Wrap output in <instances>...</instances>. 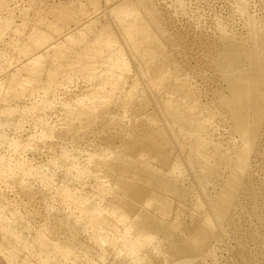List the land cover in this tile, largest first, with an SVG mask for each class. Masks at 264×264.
<instances>
[{
	"label": "rangeland",
	"instance_id": "obj_1",
	"mask_svg": "<svg viewBox=\"0 0 264 264\" xmlns=\"http://www.w3.org/2000/svg\"><path fill=\"white\" fill-rule=\"evenodd\" d=\"M123 1L124 0H0V210H2V212L3 210L4 212L6 211V213L0 212V219L3 222L0 221V264H87L90 258L91 262H95V264H116L119 260H125L126 264H147L146 261L140 259L143 257V253L145 255V252H141V250L119 254L114 246L113 248L108 243H99V237H92L91 235L94 230L102 232V229L99 225L96 228L93 227L88 229L86 221H84L87 220V218L80 212V209L83 208V204H78L76 208H70L75 200L71 199V201H69L70 199L68 200L64 196L65 200L70 202L69 204L68 201L65 202V200H61L62 197L59 196L61 191H63L61 192L62 195L65 194L64 191H73L81 195L79 193L83 190L85 193L82 191V194L89 198L93 196L92 199L95 198L94 201L98 204L95 203L96 207L100 206L99 208L101 209L104 207L102 214L113 220L114 213L108 211L110 204L109 200L112 198V193L116 191L115 188L117 187L113 181H111L114 185L113 186L112 183L109 184L113 186L112 189L111 186L106 188L109 178L105 175V172L102 171V167H98L99 164H96L102 162L105 156L107 159L105 157L104 161L109 158H114L120 151L117 146L121 144V138L118 137L121 135V137L124 136L125 138L127 137V139L129 137L132 138L133 134L127 132L128 130L126 129L128 128L130 131L132 127L140 122H149L151 120L149 117L153 114L152 105L140 111V106L138 104L139 95L143 94L144 84L142 80L146 81L148 76L145 74L146 77L141 76L139 66L140 58L129 52L130 47H127L126 41L123 40L124 36L120 33V22H128L130 19H134L136 14L131 13L132 17L128 14L129 20H127L128 16L126 14H120L122 16L120 21V18L116 17L117 12H115V8ZM151 1L154 2V6H156L157 14L159 13L158 16H161L162 25L165 24V26H163L165 32H168L167 34L164 33L166 35H163V33L160 34L159 32L157 36L159 35V39L164 43L165 40H167L166 48L169 50L171 49L170 52L171 55H173V59L176 61L175 63L178 62L177 68L180 67V70L179 68L177 69L179 72L181 71L179 73L181 75L179 79L181 81L183 79H188L187 81H189L191 85H196L195 89L198 88L197 92L199 91L200 94L199 100L201 101L200 105H202V116L204 114L203 120L205 122H203L206 124L205 126L208 131L207 137L209 138L211 136L209 139H211L210 141L214 142V144H221L223 149L219 157H225L228 155L226 146L235 147L238 145L239 139L241 138L238 134L232 133L228 118L225 119L223 111L218 109H221V107L216 98L214 99L212 95L214 88H224L226 85L222 80L217 78L218 71L209 64L210 58L214 48L216 50L221 46L220 36L226 33L228 29L244 39L256 35L258 41L255 44V49L264 72V0H242L245 8L244 10L241 9L244 12L240 10V6L238 7L239 0H184L182 5H184L185 10L182 5H178L179 2L177 1L178 3H176L175 0ZM174 7L176 8L175 10ZM139 12H141V14L143 13L141 10ZM120 15L117 14L119 17ZM219 18L223 20L221 21ZM108 19L112 20L109 21L114 25H107L108 27H106L104 24H110ZM216 23L219 25H216ZM223 23L225 26L223 25L222 27ZM92 24H94L95 29L92 28ZM102 24L104 27H102ZM226 26H228V28ZM252 26L254 27V31L251 30ZM90 27L92 28L91 30H89ZM110 28H117L116 30L114 29L115 31L112 29L114 34L103 32V29L105 31H111ZM93 29L96 35L92 31ZM150 29L152 30L153 28L150 27ZM115 32L116 34L120 33L119 36H121L123 44L119 42L120 37L118 35V37L115 36ZM250 32L252 33L250 34ZM103 33L106 34L102 35ZM98 34H100L101 37L100 35L98 36ZM108 34H112L116 37V40L114 39L116 43H113L114 47L117 48L116 51H112L115 48L109 44L108 41L110 38L107 37L109 36ZM168 34L169 36H167ZM160 35H162V37H160ZM163 36L165 38H163ZM106 37V44L109 47H105L106 44L105 46L102 45V42L104 43V41H106ZM117 41L119 44L121 43L120 45H122V47ZM168 41L172 42L168 45ZM58 42H61V44ZM213 43L216 45H213ZM89 45L91 46L89 47ZM110 46L113 48L112 50ZM85 47L86 50L88 47L91 48H88V50L84 52L89 56L82 53ZM210 49L212 50L210 51ZM78 51L80 54L84 55L81 56H83L86 62L88 61L87 63H83L84 61L80 60L82 57ZM117 53L120 55L122 54V57L125 56L124 59L127 61L124 63L127 66L126 68L125 65L118 67L117 64H120V62H118V60L116 62L113 60L115 63V66H112L115 69L114 73L116 72L115 74L118 79L123 82V85L117 83L118 87L113 83V76H115V74L111 76L112 78H109L110 80L108 81V77L111 75L109 74L111 72V66H109V64L111 65L110 62L115 54L117 57ZM77 54H79V56ZM90 55L94 56L91 57ZM75 56L77 59L78 57L80 59L77 60ZM85 56L88 60L85 59ZM88 57L93 59L90 60ZM94 57H97V59ZM73 59L76 60L75 63H73ZM90 61H93L95 65H91L92 62L90 63ZM96 61L98 63H96ZM88 63H90V65ZM64 64L67 67H65ZM92 66L94 68H92ZM48 68H50V71ZM66 68L72 70H66ZM54 70L56 71L54 72ZM170 70V72H165L164 76L166 75V77L164 78L171 79L169 81L173 82V78L177 76L178 71H174L172 66ZM48 73L49 75H47ZM103 76L107 78L104 79ZM49 78H51V80ZM137 78H139V81ZM111 79H113V82ZM109 82L111 83L110 86L116 87L113 88L112 91L110 90L111 87L108 84ZM169 85L171 86L172 83L168 84V86ZM132 89L134 90L132 96H130V98L129 96H127V98L124 97V94ZM94 90V94H96L97 98L91 93L94 92ZM99 90L101 91L99 92ZM175 92H177V89ZM100 93L102 97H99V99L97 95H101ZM109 93H113V96L119 95V98H116V100L112 102H108L110 98ZM92 98L94 99L93 101L99 99L100 102L99 100L97 101L99 105L101 102L104 104L101 103L102 106H105L103 107L104 110L113 112L111 114L112 116L116 115V120L111 122L112 128L106 132L101 131L90 135L87 134L79 141L61 138L60 135L68 131V122H70L68 116L71 114L70 112H73V110L74 112L77 111L78 107L81 109L87 106V109H89L90 106H94L95 102L92 101ZM123 99L129 101L127 107L130 108L126 109L125 107L123 108V106L120 108V106L117 105L119 101ZM104 100L107 101V104L104 103ZM80 102L82 103L80 104ZM89 104L91 105L89 106ZM99 105L97 106L100 109ZM97 106L96 109H94L95 111L98 109ZM101 110L102 107L99 111ZM68 111L70 114H68ZM115 126H120L118 129L125 127V132L118 134L120 131H117ZM261 127L263 133L261 132L257 138L256 148L253 150L255 152L252 151L251 153L253 155H251L252 165L250 164L249 172H247L248 174L245 173V175L251 173L249 177L252 176L250 179L251 182L253 181L251 186L253 188L249 186L247 191L244 192V190H242L239 200H236V207L234 206L231 211L230 219L231 217L233 219L228 225L225 224L223 227L224 229H219L218 235L210 243L208 251L213 248L215 252L213 249L209 252H211L210 254H212V252L217 253L214 255H219V258L215 256L218 261L215 260L214 255H211L213 256L211 257L206 254L202 260L200 259L203 263L199 260V262L197 261L199 264H211V261L218 262L219 264H264V224L260 219L261 216L264 217V120ZM109 136L114 137L116 141L112 146H109V144L107 145L106 141H104L105 138ZM212 142L210 143L214 145ZM184 155L186 156V153ZM214 156L215 154L211 153V157ZM186 157H189V155ZM184 167L186 168V166ZM183 168L182 172L177 169L173 171L170 176L173 178H175V176L178 177L181 188L193 186L195 189L196 179H194L195 177L193 176L194 172H190L187 168V171H185V168ZM218 171L219 174H214L213 177L207 181L208 183H204L205 185L203 184V189H200L205 193V196L207 195L206 197L198 194L199 190L198 192L196 190L191 197L185 198V203L183 201L184 199L179 198L183 201V206L180 205V201H177L179 204H177L178 207H181L183 210L182 219L184 229H192L201 218L205 217V207L200 208L199 206L198 208L196 204L198 198L199 201L203 199L200 201L201 203L198 202L201 206L203 201L205 204L208 202L210 203L211 200L213 201L212 196L216 195V190L220 189L223 181L222 177L227 172L224 165H222ZM218 171H216V173H218ZM74 176L76 177L74 178ZM96 180L99 181L97 182ZM100 180L102 182H100ZM97 184H100L99 186L101 187L106 186L105 189L103 188L106 190L103 192L104 195H106L105 197L102 196L103 194H95L96 196L92 194L94 190L92 189V185H94L93 188H95V185L98 187ZM65 185L66 189L64 188ZM68 188L70 189L67 190ZM107 189L110 191H107ZM191 189L193 188H190V190ZM250 190L255 193L253 194ZM25 192H34L36 196L32 199H28L27 196H24L26 195ZM242 193H246L247 195ZM250 198L253 199L254 202ZM251 201L258 205H253ZM105 202L107 204L109 203L107 207ZM248 202H251L250 205H248ZM210 204H212V202ZM255 206L256 208H258L257 206L260 207L258 208V212H261H259L260 214L257 213ZM120 211L122 212L121 209L118 212ZM1 213L7 217L4 219ZM57 216H69L76 227L80 229L83 237L91 239L88 240L87 243L89 245H95L94 247L96 248H89L86 245H80L73 241H69L66 238V233L62 231L59 232L54 227V222L56 218H58ZM8 218L12 219V221H9ZM6 219L8 221H6ZM14 219H18L17 222ZM115 220L116 219H114V221ZM19 221L22 224H18ZM23 226H26V228ZM182 233L183 232H180L181 235ZM156 236L147 239L142 246V250H146V253L151 252L150 254L154 257L158 255V258L165 260V257L168 256V248L164 243L160 242L162 235ZM8 241L11 242L9 243ZM65 242H67V244H64L63 247L68 246L63 249L62 244ZM158 242H160V244ZM12 246L13 248H11ZM11 249L14 250L9 252ZM208 251L206 253H208ZM11 252H14V254ZM11 254H13V256H10ZM165 262L167 263V261ZM197 262L196 264H198Z\"/></svg>",
	"mask_w": 264,
	"mask_h": 264
},
{
	"label": "bare ground",
	"instance_id": "obj_2",
	"mask_svg": "<svg viewBox=\"0 0 264 264\" xmlns=\"http://www.w3.org/2000/svg\"><path fill=\"white\" fill-rule=\"evenodd\" d=\"M175 1H176V3L179 2L178 5L179 4L182 5L184 2V0H175ZM175 1H174V4H175ZM155 3H157V2H155ZM239 6H240V10H242V9L244 10L245 5H244V2L242 0H239L238 7ZM155 7L156 6H154V2H152L151 0H124L122 3H119L117 5V8H115V12H117L118 15L126 14L128 16V14L131 15V13L132 14L136 13L135 18L132 20L129 18V16L127 17L128 18L127 20L130 19L131 21L129 20L128 22L127 21L120 22L121 32L120 31L119 32L122 34V36H124L123 40L126 41L127 47L128 46L130 47L129 52H131L136 57L140 58L139 66H140L141 76H145V75L148 76L146 81L142 80V82L144 84L143 85V94L139 95L140 98L138 100V104L140 106V111H143L144 109H146L150 105H152L151 107H153V114H151L152 116L149 117V118H151L150 121H153V122H150V121L149 122H144V121L140 122L139 124L132 127L130 129V131L127 128L126 129V130H128L127 132H131L133 134V137L131 136L132 138L129 137L128 139H127V137L125 138L124 136H122L123 137L122 138L121 135L118 137V138H121L120 139L121 144L117 146L120 149V151L119 152L116 151L118 153L115 155V157L109 158L108 160L104 161V159L106 157L104 155L105 157H103L104 159L102 162H100V163L96 162L97 163L96 165L99 164L98 167H100V166L102 167V171L105 172V175L108 176L109 180L111 178L110 181L107 179L108 180V184H107L108 186L107 187L105 186V187L108 188L109 186H111V185H109L112 183L111 181H113V183L117 187V188H115L116 191H114L112 193L113 194L112 198L109 200L110 204L108 203L109 204V210L108 211L111 213H114L113 217L116 220L114 221V219L112 220L109 217H105L102 214L104 207H103V209L99 208L100 206L96 207L97 202L94 201L95 198L92 199L93 196L91 198L85 197L84 194H82L84 192L83 190H82L83 192L81 191V193H79L81 195H78L77 193H74L73 191L72 192L74 194L70 191H64L65 194L62 195L61 192H63V191L60 190L61 192H60L59 196L62 197V198L61 197L60 198H61V200L63 199V201L65 200L64 196L68 200L70 199L69 201H71V199L75 200V202L72 201L73 204L71 203L72 207H70V208H74V207L76 208L78 206V204L79 205L83 204L82 205L83 208L80 207L81 208L80 212H82L83 216L87 218V220H84V221H86V225L88 226V229L89 228L91 229L93 227L96 228L98 225L102 229V232L99 230H96V231L94 230V232L92 233L91 236L92 237H99V243H101V244L108 243L112 247L114 246L119 254H125L127 252L131 253V252H136V251L141 250V252L142 251L145 252V255L143 253V257L140 259L142 261H146L147 264H196V262L198 260L201 262V260L204 258V255H206V254H208L209 256L217 254V253H214L215 250L213 248H211L214 250V252H212V254H210L211 252H209L211 249L208 251L211 241L218 235L219 229L220 228L222 229L225 226V224L228 225L231 222V220L233 219L232 217L230 219L231 211H232V208L235 206L236 200H239V198H240L239 196H241L242 190H244V192L247 191V188H249V186H250V188H253V187H251L253 181L251 182V179H250V178H252V176L249 177V175L251 173L249 175H247L248 174L247 172H249V169H250L251 158H252L251 153L253 150H255L257 138L262 132L261 126H262V123L264 120L263 119V116H264V74L263 73L264 72L261 68L262 65L260 64L259 57H258L257 51L255 49V44L258 41V39L256 38V35L255 36L250 35L251 36V37L249 36L250 38L244 39V38L240 37L239 35L233 33L231 30H230L231 31L230 32L229 29L227 30L228 32L225 30L226 33H224L225 32L224 31L223 32L224 34L222 36H220L221 37L220 38L221 39V46L220 47L216 46V47H218V49H216V50L214 48L209 64L218 71V77L217 78L222 80L226 86L224 88H219V87L214 88V90L212 91V93H213L212 95L214 96V99L216 98L217 102L219 103V105L221 107V109L220 108H218V109L223 111V115H224L225 119L228 118L229 124H230L231 129H232V133L238 134L241 139H239L238 145H236L235 147H233V146L227 147L226 146V152L228 154L227 156L219 157L220 156L219 154L222 153L223 147L219 143L214 144V142L210 141L211 139H209V138H211V136L209 138L207 137L208 131H207V128L205 126L206 124L204 123L205 121L203 120L204 114L202 116V108H201L202 105H200L201 101L199 100L200 99L199 98V95H200L199 91L197 92L198 88L195 89L196 85L195 86L191 85L190 82L187 81L188 79L187 80L183 79L182 81L179 79L180 78L179 76H181L179 74L181 72V71L179 72L180 67H178L179 70H177L178 69L177 68L178 62L175 63L176 61H175V59H173V55H171V52H170L171 49L169 50L166 48V46H167L166 41L167 40H165V43H164L163 41H161L159 39V37H158L159 35L157 36V34H159V32H160V34L163 33V35H166L168 32H165V30H164L165 28L163 27V26H165V24L162 25L163 22L161 21V16L160 17L158 16L159 13L157 14V10ZM182 7L185 10L184 5H182ZM175 9L176 8L174 7V10ZM140 10L143 11L144 15H143V13L141 14V12H139ZM191 12H192V10H191ZM117 14H116V17L120 18V21H121L122 16L120 15V17H119V16H117ZM186 14H187V12H186ZM65 15H67V14H65ZM106 15H107V13H106ZM246 15H247V13H246ZM110 17H111V15H110ZM131 17H132V15H131ZM109 20L110 19H108V21ZM114 20H116V19H114ZM123 20H124V18H123ZM220 20L222 21L223 19H220ZM110 21H112V20H110ZM110 21H109V23H110ZM225 23H227V22H225ZM92 25H93L92 28H94L95 27L94 24H92ZM104 25H106V27H108L107 25H114V24L113 23H110V24L106 23ZM104 25L102 27H104ZM216 25H219V24L216 23ZM223 25H224V23L222 24V27H223ZM252 25H253V23H252ZM150 27H152L153 29L151 30ZM226 27L228 28V26H226ZM92 28L90 27L89 30H91ZM253 28L254 27L252 26L251 30H253ZM94 29L92 31L95 33ZM104 29H103V32H108V33L110 32V33L114 34V31L117 28H114L115 30L112 28L114 31H112V29L110 28V30L112 32L109 30L105 31ZM118 30H119V28H118ZM72 33H75V32H72ZM99 33H102V32H99ZM120 33L116 34V32H115V34H116L115 36H117V35L119 36ZM164 33H166V34H164ZM251 33L252 32H250V34ZM253 33H255V32H253ZM105 34L103 33L102 35H105ZM112 34H108L109 36H107V37L110 38L108 41L109 44L112 45V47H114L113 43L115 42L116 37ZM95 35H96V33H95ZM99 35L100 34H98V36ZM74 36H77V35H74ZM167 36H169V34ZM100 37H101V35H100ZM107 37H106V41H104L105 39L102 37L104 39L103 40L104 43L102 42V45H104V46L107 42ZM119 37H120L119 42L122 43L121 36H119ZM160 37H162V35H160ZM171 37H169V38H171ZM163 38H165V37L163 36ZM220 39H219V42H220ZM96 40H98V39H96ZM216 41H218V40H216ZM119 42L117 41L118 44H119ZM170 42H172V41H168V45L170 44ZM59 44H61V42ZM124 45H126V44H124ZM171 45H174V44H171ZM213 45H216V44L213 43ZM83 46H85V45H83ZM90 46L91 45H89V47ZM120 46L122 47V45H120ZM120 46H119V48H120ZM105 47H109V46L106 44ZM176 47H174V48H176ZM88 48H87V50H88ZM170 48H172V47H170ZM89 49H91V48H89ZM110 49L112 50L113 48H111V46H110ZM116 49L117 48L113 49L112 51H114V50L116 51ZM87 50L85 47L84 51H82V53L86 55V53H84V52H86ZM211 50L212 49H210V51ZM79 51H78V53L80 54ZM103 51H104V48H103ZM103 51H101V52H103ZM123 51H125V50H123ZM89 52H90V50H89ZM118 52H121V51H118ZM93 53H94V50H93ZM121 53H123V52H121ZM79 54H77V55L79 56ZM83 54H80V56ZM108 54H110V53H108ZM117 54H118L117 57H116V54L114 56L116 59L112 56L113 57L112 61L114 60L116 62L118 60V62H120V64L116 63L118 65V67L125 65L124 63L127 62L126 59H124L125 56L122 57L121 56L122 54L121 55L119 53H117ZM94 55H92V56H94ZM83 56H81L82 57L81 59L78 57V59L84 61L83 63H85L86 61L83 59ZM86 56H85V59H87ZM91 57L90 58L88 57V58L91 60V59H93ZM54 59H55V57H54ZM76 59H77V57H76ZM95 59H97V57ZM109 59H108V61H109ZM57 60H58V58H57ZM73 61H74L73 63L76 62L75 59H73ZM93 61H95V60H93ZM93 61H90V63L92 62L91 65H95V64H93ZM112 61L110 62L111 65L109 64V66H111V70H110L111 72L109 74H111V75H110V77H108V81L110 80L109 78H112L111 76H113L116 73V72L114 73L115 69L113 68L115 66V63H114V61L113 62ZM77 62H79V61H77ZM80 63H81V61H80ZM90 63H88V64L90 65ZM96 63H98V62L96 61ZM57 65H59V64H57ZM72 65H74V64H72ZM89 65H88V67H89ZM64 66H65V64H64ZM86 66H87V64H86ZM171 66H172V68H174V71H178L177 76L173 78V82L169 81L171 79H165L164 78V77H166V75L164 76L165 72L169 71L171 69ZM54 67H56V66H54ZM62 67H60V68H62ZM65 67H67V66H65ZM50 68H48L49 71H50ZM57 68H59V67H57ZM92 68H94V67L92 66ZM126 68H127V66H126ZM67 69H70V68H66V70ZM51 70H52V68H51ZM70 70H72V69H70ZM55 71L56 70H54V72ZM140 74H139V76H140ZM182 74H183V72H182ZM47 75H49V73ZM67 75H69V74H67ZM66 76H64V77H66ZM104 76H103V78H104ZM115 76H116V74H115ZM115 76H113L114 82L112 81L113 79H111V81L114 83V85H116V87H118L117 83H119L121 85L123 82H121V80H119L117 76L115 78ZM51 78H49V79L51 80ZM105 78H107V77H105ZM137 79L139 81V78H137ZM50 80H49V82H50ZM171 83H172V85L168 86V84H171ZM108 84L110 86L111 83L109 82ZM110 87H111V89H110L111 91L113 88H116L115 86H110ZM98 89H100V88H98ZM176 89H177V92H175ZM100 91L101 90H99V92ZM91 93H93V95H95V97H96V94H94L95 90H94V92H91ZM133 93H134V90L132 89L129 92L125 93L124 97L127 98V96H129V98H130V96H132ZM97 96H98V98L102 97V94L101 95L98 94ZM109 97H108L109 98L108 102H112L113 100H116V98L118 99L119 95L113 96V93L112 94L109 93ZM93 98H92V101L94 100ZM111 98H113V99H111ZM99 99H97V100H99ZM101 99H103V98H101ZM106 100H104L105 104H107ZM96 101H93V102H95L94 106H90L91 104H89V106H90L89 109H87L88 107L86 106L85 107L86 109L85 108L80 109L79 107H78L79 108L78 109L76 107L77 111L74 112V110H73V112H70L71 114L68 111V114H70L68 116L70 118V122H68L69 128L67 129L68 131H65L64 133H62L60 135L61 138H64V139L67 138V139L72 140V141H77V140L79 141L80 139H83L85 137V135H87V134L90 135L92 133H99L101 131L106 132L112 128L111 122L112 121L114 122L116 120V117H115L116 115L112 116L111 114L113 112H111L109 110H104L103 107H105V106H102L103 103L101 102L102 104L100 103V105H99L100 100H99V102L97 101L98 103ZM127 101L128 100L123 99V100L119 101V103L117 105H119L120 108H122V106H123V108L125 107L126 109L130 108V107H127L128 103H129V101L128 102ZM81 103L82 102H80V104ZM97 105L100 106V109L102 107L101 111H99L100 109L98 108ZM96 106L99 109V110L97 109L98 111L94 110V109H96ZM205 107H203V108H205ZM70 109H68V110H70ZM133 113H135V112H133ZM209 118H210V116H209ZM118 119H119V117H118ZM205 119H206V116H205ZM67 121H69V120H67ZM132 121H133V119H132ZM147 121H148V119H147ZM118 127H120V126H115L116 130L120 131V132H118V134L121 132H125V129H124L125 127L122 129L120 128L121 130L118 129ZM115 134H116V132H115ZM104 141H106L107 145L109 144V146L110 145L112 146L116 143L114 137H110V136L105 138ZM209 141L212 142L214 145H212ZM259 141H260V139H259ZM223 152H225V151H223ZM253 152H255V151H253ZM185 153H186V156L189 155V157H186L184 155ZM187 153H188V155H187ZM211 153L212 154L214 153L215 156L211 157ZM222 155H224V154H222ZM100 156H101V154H100ZM182 158H183V160H182ZM106 159H107V157H106ZM183 162H184V164H183ZM222 165H224L226 167L227 172L224 176L222 175L223 181L221 183L220 189L216 190V195L213 194L214 196H212L213 197V201L211 200L212 204H210L211 202L210 203L208 202L207 204H205L203 201L202 206H201V204H199L198 202L202 201L203 199H201L199 201V198H198V202L196 204V205H198V208H199V206H200V208L205 207V210H204L205 217L201 218V220H200L201 222L199 221L196 224V226L192 227V229L191 228L188 230L184 229L183 219H182L183 210L181 209V207H178L179 204L177 201H180V203H181L180 205L183 206L182 202L184 201V203H185V198L191 197V195H193V192L196 190H197V192L199 190L198 194H201L204 197H206L207 195L205 196V193H203V191H201L200 189L203 187L204 183H208L207 181L210 178H212L214 174L215 175L219 174L218 170ZM184 166H186V168L189 169L190 172H192V171L194 172L193 176L195 177L194 179H196L195 189L193 186H191L189 188H186V187L181 188V185H180L181 183H179L180 180L178 179V177L175 176V178H173L170 176L171 173L177 169H179L180 172H182V168ZM186 168L184 169L185 171H187ZM99 170H100V168H99ZM216 171H218V173H216ZM83 172H85V171H83ZM245 173H247L246 174L247 176L245 175ZM189 174H191V173H189ZM75 177L76 176H74V178ZM72 178H73V176H72ZM76 180H77V178H76ZM101 180H100V182H102ZM193 182H194V180H193ZM211 182H214V181H211ZM113 183H112V185H113ZM194 184H195V182H194ZM77 185H78V183H77ZM97 185H98V187H96V185H95V188H93L94 185H92V189H94L92 194L93 195L103 194L102 196L105 197L106 195H104V193H103L104 191H106V190H104L105 187L99 186L100 184H97ZM103 186H104V184H103ZM113 186H111V189ZM65 187H66V185L64 186V188ZM190 188H193V189L190 190ZM65 189H62V190H65ZM69 189L70 188H68L67 190H69ZM108 190L109 189H107V191ZM205 191H206V189H205ZM250 191H252V190H250ZM250 191H249V194H250ZM252 192H253V194L255 193L254 191H252ZM75 194H77V195H75ZM242 194H246V193H242ZM247 194H248V192H247ZM24 196H27L28 199H32L36 195L34 192H27L26 195H24ZM249 197H250V195H249ZM179 198L184 199V200L181 201ZM208 199H209V197H208ZM68 200H65V202ZM204 200H205V198H204ZM242 200H243V198H242ZM251 200L253 201V199H251ZM86 201H88V202H86ZM247 201H249V200H247ZM175 202H176V204H175ZM255 202H257V201H255ZM250 203L248 205H250ZM69 204H70V202H69ZM108 204L106 203V207L108 206ZM203 204H205V205H203ZM256 204L253 203V205H256ZM259 206H261V205H259ZM259 206H257V207L260 208ZM255 208H256V206H255ZM258 208H256L257 210L255 209L257 211V213L260 212V211L258 212V210H259ZM120 209L122 210V212L121 211L118 212ZM0 212H2V210H0ZM248 212H250V211H248ZM2 213H6V211L4 212V210H3ZM2 213H1V216L3 217L4 214L2 215ZM202 215H204V214H202ZM256 216H258V215H256ZM6 217L7 216H4L3 218L5 219ZM260 219L262 220V222L264 224V217L261 216ZM10 220L12 221V219H9V221ZM14 220L17 222L18 219L17 220L14 219ZM71 220L72 219H70L69 216H67V217L66 216H63V217L60 216V217L56 218V220L54 222V227L59 232L62 231L64 233H66L65 234V235H67L66 238L69 241H73V242L80 244V245H86L89 248H92V247L96 248V247H94L95 245H93V244L89 245L87 243V241L91 240V239H89L87 237L84 238L83 235L81 234L80 229L78 227H76V225ZM0 221H1V219H0ZM6 221H8V220L6 219ZM6 224H7V222H6ZM18 224H22V223L19 221ZM19 226H21V225H19ZM27 227H28V225H27ZM24 228H26V226ZM180 232H183L182 235L180 234ZM156 235L157 236L162 235L160 242L164 243L168 248V250H167L168 256L165 257L166 259L163 258L165 260L158 258V255H157V257H154L152 254H150L151 252L146 253V250H142V246L145 244L147 239H149L152 236L155 237ZM218 238H219V236H218ZM120 240H121V242H120ZM8 242L10 243L11 241H8ZM160 242H158V243L160 244ZM64 244H67V242L63 243L62 247ZM67 246H64V247H67ZM64 247H63V249H64ZM11 248H13V246ZM13 250L14 249H11V250H9V252L13 251ZM207 251H208V253H206ZM11 253L14 254V252H11ZM63 253L65 254V251ZM13 254H11L10 256H13ZM238 254H240V253H238ZM246 254H245V256H246ZM164 256H165V254H164ZM215 256L218 257L219 255H214V258H215ZM211 257H213V256H211ZM212 260H214V259H212ZM215 260L218 261V259H216V258H215ZM92 261H93V259H92ZM165 261H167V263ZM90 263L95 264V262H91V258L89 259V262L87 264H90ZM128 263H129V261H128ZM201 263H203V262H201ZM215 263H218V262H212L211 261V264H215ZM111 264H113V263H111ZM116 264H126V263H125V260H123V261L119 260L116 262ZM136 264H139V263H136Z\"/></svg>",
	"mask_w": 264,
	"mask_h": 264
}]
</instances>
